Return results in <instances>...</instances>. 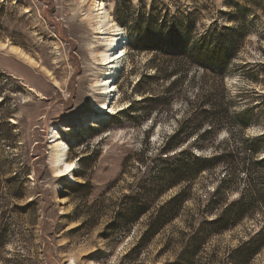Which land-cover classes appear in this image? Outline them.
Masks as SVG:
<instances>
[{"label": "rangeland", "instance_id": "obj_1", "mask_svg": "<svg viewBox=\"0 0 264 264\" xmlns=\"http://www.w3.org/2000/svg\"><path fill=\"white\" fill-rule=\"evenodd\" d=\"M91 1L0 0V41L33 58L0 47V264H164L176 258L177 264H229V251L249 232L263 226L264 234V0H101L122 29L124 48L113 74L114 108L102 115L96 104L104 94L94 80L104 67L94 50L106 42ZM153 7L167 18L164 26L142 16ZM210 23L236 29L237 48L220 73L186 65L171 90L169 78L160 76L137 83L155 73L153 64H174L140 47L137 35L147 43L168 27L184 29L188 47ZM139 90L162 98L146 117ZM199 91L208 95L204 103ZM204 108L216 111L210 133L202 132L206 119L197 117ZM180 121L193 130L174 144ZM55 129L68 143L67 159L75 160V182L50 166ZM166 141L172 145L163 158L158 148ZM187 150L219 158L182 183L179 213L156 234L141 236L154 207L179 188L155 195L156 175L189 158ZM215 185L218 207L240 194L247 214L197 242L201 200ZM123 194L150 206L126 223L127 232L126 225L119 231L107 225L116 211L134 215L125 214ZM245 264H264V242Z\"/></svg>", "mask_w": 264, "mask_h": 264}, {"label": "trees", "instance_id": "obj_2", "mask_svg": "<svg viewBox=\"0 0 264 264\" xmlns=\"http://www.w3.org/2000/svg\"><path fill=\"white\" fill-rule=\"evenodd\" d=\"M145 13L147 14L145 15ZM143 14L144 15L142 16L146 17L148 22L155 24L154 26L157 27H160L161 25L164 26L167 20V18L163 17V15L160 14L155 7L150 9L149 12H144ZM1 28L2 24L0 22V29ZM235 32L236 29L228 25L224 24L217 26L215 23H210V25L204 27L198 32L195 42L188 47V43H186V31H184V29H182V32L179 33L172 27H168L165 31V35H161L156 39H153V41L151 40V42L147 43L142 42L141 35H137L135 41L139 43L140 47L150 52L153 51L161 53L164 56L167 55L170 58L167 61L174 63H169L166 68H159L157 64H153V72L155 73H145L139 76L137 83L140 84L143 80H149L152 79V77L160 76L165 79L169 78L167 88L168 90H171L177 82L182 80V77L185 76L184 74L187 73L186 65L197 66L198 69L203 72H212L215 74L220 73L221 69L224 68L226 62L228 61V58L235 53V49L237 48L233 38V34ZM181 61L184 62L180 64ZM139 91H142L143 96L138 102L148 103L146 104L147 106H143V108L148 107L147 110H143L144 117H146L153 109L158 108L156 106L162 98H159L153 93H147L144 90ZM146 93L147 95H145ZM198 94L200 102L204 103L207 101V94L202 91H199ZM170 95L171 94H167V96ZM133 107V105H130L124 110L130 111L133 110ZM212 116H216V111H211L207 108H204V113L197 116L200 117V119H206L205 121L200 120V122L203 123V125H208L207 128L204 127L202 132H212L216 124L215 120H217V117ZM183 121H186L185 118H183ZM183 121H180L179 125L171 134V138H174V144L183 142L193 130L192 128L185 129ZM171 145L172 144L168 143V141L162 143L158 148V154H165L163 158L167 157L168 154L166 151H169L168 149ZM184 151H186V149H184ZM184 151L180 150L179 154ZM187 154L189 158L182 162L179 161L175 163L176 165H173L172 167H164L163 172L156 175L155 180H158V183L155 184V195H158L173 186H178L179 188L172 193L169 198L154 207V211L148 216L145 228L141 229V236L142 234H148L149 236L156 234L165 222L175 217L179 213L180 204L185 199L184 192L187 186L182 185V183L189 181L192 176L198 174L202 170L210 168L219 158L218 155H213L207 158L200 153L196 154L191 150H187ZM81 186H83V183H76V185H74L75 188ZM217 190L218 185H215L211 194H205L204 198L201 200V208L203 214L205 213V215L203 216V220L200 222V225L195 228L193 232V238H195L197 242L201 241V239H203L209 232H221L230 229V227L235 226L239 220L247 214V207H245L243 197L240 194H237L234 198H229L222 206L218 207V197L217 195L214 196V192ZM123 196L125 201L128 200L125 205L127 206L125 214L132 212L134 215L128 219V217H123V211H116L113 216L114 220L107 224L109 226H115L116 231L121 230L122 227H124L123 225H126L128 222H136L141 213L148 212L150 207L147 202H141L140 205H138V203L134 200V196L130 194H123ZM122 206H124V204ZM207 213L212 214L207 216ZM262 227L263 226L249 232L246 235L247 237L241 239L234 248H231L227 257L229 264H245L249 257H252L258 252L260 245L264 242V234H262L261 231ZM125 231H130L129 225H126ZM178 261L179 259L176 258L174 261L166 262L164 264H177Z\"/></svg>", "mask_w": 264, "mask_h": 264}, {"label": "bare ground", "instance_id": "obj_3", "mask_svg": "<svg viewBox=\"0 0 264 264\" xmlns=\"http://www.w3.org/2000/svg\"><path fill=\"white\" fill-rule=\"evenodd\" d=\"M91 4L94 5V17L96 19L97 32L102 34V41L106 42L104 47L99 50H94L99 63L104 67L102 76L94 80L95 84L99 85L100 92L104 94V99L96 104L101 112L98 114L102 115V112L106 110H112L114 107V96H115V84L113 79V72L115 71L120 55L123 51V33L122 29L115 22L114 18L111 17L107 8L101 0H92ZM5 41V40H4ZM121 42V45L118 44ZM7 46L10 51H13L17 55H21L24 58L33 61V58L19 46L11 43L0 42V47ZM118 46V47H117ZM100 48V47H99ZM96 58V57H95ZM36 61V60H35ZM108 105V106H107ZM108 107V109L106 108ZM108 111V112H109ZM88 124H94L91 119L87 121ZM50 166L56 172L57 175L63 176L68 181L75 182V178L72 175V171L75 168V160L67 159L68 143L66 140L60 137L59 132L55 129L50 134Z\"/></svg>", "mask_w": 264, "mask_h": 264}, {"label": "water", "instance_id": "obj_4", "mask_svg": "<svg viewBox=\"0 0 264 264\" xmlns=\"http://www.w3.org/2000/svg\"><path fill=\"white\" fill-rule=\"evenodd\" d=\"M0 42H2V41H0ZM3 42H5V41H3ZM3 42H2V43H3ZM6 43H7V42H6ZM8 44H9V43H8Z\"/></svg>", "mask_w": 264, "mask_h": 264}]
</instances>
